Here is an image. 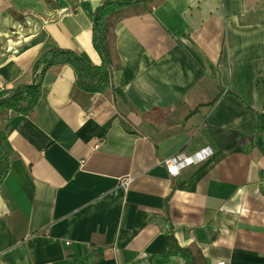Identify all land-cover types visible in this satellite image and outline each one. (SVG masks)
Returning <instances> with one entry per match:
<instances>
[{"label":"crops","instance_id":"0c3cea01","mask_svg":"<svg viewBox=\"0 0 264 264\" xmlns=\"http://www.w3.org/2000/svg\"><path fill=\"white\" fill-rule=\"evenodd\" d=\"M106 1L128 103L64 65L33 116L0 122V264H264V0H0V91L54 47L100 65ZM206 148L177 176L163 165Z\"/></svg>","mask_w":264,"mask_h":264},{"label":"trees","instance_id":"16d2710c","mask_svg":"<svg viewBox=\"0 0 264 264\" xmlns=\"http://www.w3.org/2000/svg\"><path fill=\"white\" fill-rule=\"evenodd\" d=\"M111 4H113L112 1H106L98 7L94 20V46L102 55L103 62L100 65L91 64L77 52L59 47H54L40 54L33 66L34 79L32 83L22 84L11 89L4 88L0 91V122L18 114L33 116L36 106L42 97L46 73L51 68L64 65H69L74 69L76 83L80 89L86 92L99 93L111 87L117 96L128 103V99L122 90L116 88L113 84V66L110 61V51L107 49L106 44H104V31L107 25L106 18L113 12ZM196 113L197 110L191 111L184 121ZM6 139V133L0 131V186L10 172V152L6 147ZM169 201L170 197L166 200L165 212L170 220ZM171 240L174 249L187 251L179 247L173 233L171 234Z\"/></svg>","mask_w":264,"mask_h":264},{"label":"built area","instance_id":"2783aa9c","mask_svg":"<svg viewBox=\"0 0 264 264\" xmlns=\"http://www.w3.org/2000/svg\"><path fill=\"white\" fill-rule=\"evenodd\" d=\"M210 155H211L210 149L206 148L191 157H185L183 153H179L175 156L165 158L162 162L172 176H177L184 168L199 163L205 160ZM130 182L131 179H127L124 182V185L127 187ZM66 244L69 245L70 243H66Z\"/></svg>","mask_w":264,"mask_h":264}]
</instances>
